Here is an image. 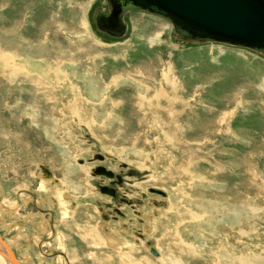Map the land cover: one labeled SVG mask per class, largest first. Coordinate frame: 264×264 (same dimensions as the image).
I'll use <instances>...</instances> for the list:
<instances>
[{
  "label": "rangeland",
  "instance_id": "obj_1",
  "mask_svg": "<svg viewBox=\"0 0 264 264\" xmlns=\"http://www.w3.org/2000/svg\"><path fill=\"white\" fill-rule=\"evenodd\" d=\"M101 14L0 0L1 237L24 264H264V55Z\"/></svg>",
  "mask_w": 264,
  "mask_h": 264
},
{
  "label": "water",
  "instance_id": "obj_2",
  "mask_svg": "<svg viewBox=\"0 0 264 264\" xmlns=\"http://www.w3.org/2000/svg\"><path fill=\"white\" fill-rule=\"evenodd\" d=\"M106 1L110 14L99 15L96 25L114 37L123 36L126 32L124 17L127 13L141 11L169 20L181 41L223 43L251 49L264 55V0ZM40 170L46 179L52 178L53 173L47 167L41 165ZM95 174L108 178L115 177L113 172L104 167L96 168ZM100 191L115 196V192L107 190V187H100ZM149 192L166 197V193L158 188H151ZM0 246L9 254L13 264H19L1 236ZM150 252L158 256L155 247H150Z\"/></svg>",
  "mask_w": 264,
  "mask_h": 264
},
{
  "label": "bare ground",
  "instance_id": "obj_3",
  "mask_svg": "<svg viewBox=\"0 0 264 264\" xmlns=\"http://www.w3.org/2000/svg\"><path fill=\"white\" fill-rule=\"evenodd\" d=\"M131 13V12H130ZM154 16V15H153ZM156 17H159V16H156ZM160 18H162V17H160ZM162 19H164V18H162ZM166 20V19H165ZM167 21H169V20H167ZM170 22V21H169ZM171 23V22H170ZM172 24V23H171ZM125 25H126V23H125ZM173 25V24H172ZM126 27H127V25H126ZM174 28V27H173ZM103 32H105V31H103ZM107 33V32H106ZM126 33H127V28H126ZM175 33V32H174ZM112 36V35H111ZM112 37H114V36H112ZM175 38L177 39V41L178 42H180V43H190V44H196V43H193V42H185V41H181V40H179V37L175 34ZM210 44L211 43H214V44H221V45H226V44H223V43H215V42H209ZM202 44H207V43H202ZM228 46H230V45H228ZM232 47H236V46H232ZM237 48H241V47H237ZM244 49H246V48H244ZM251 50V49H250ZM166 96V95H165ZM172 106V105H171ZM177 115H179V114H177ZM179 118V117H178ZM53 177V176H52ZM45 178V177H44ZM46 179V178H45ZM58 192V191H57ZM59 193V192H58ZM60 199V198H59ZM188 215V214H187ZM187 215H185V216H187ZM1 236V235H0ZM107 237V236H106ZM2 238V237H1ZM111 238H112V236H111ZM116 240V239H115ZM4 241V240H3ZM106 241H108V240H106ZM5 242V241H4ZM124 243V241L122 240V239H120L119 241H118V245L120 244H123ZM9 247V246H8ZM10 248V247H9ZM12 251V250H11ZM13 252V251H12ZM158 252V251H157ZM13 254H15V253H13ZM0 256L6 261V262H9L10 264H13L12 263V261H11V258H10V256H9V254L0 246ZM158 256H159V253H158ZM157 256V257H158ZM16 257V256H15ZM17 259V258H16ZM17 261L19 262V260L17 259ZM19 264H20V262H19Z\"/></svg>",
  "mask_w": 264,
  "mask_h": 264
},
{
  "label": "flooded vegetation",
  "instance_id": "obj_4",
  "mask_svg": "<svg viewBox=\"0 0 264 264\" xmlns=\"http://www.w3.org/2000/svg\"><path fill=\"white\" fill-rule=\"evenodd\" d=\"M106 177V176H105ZM120 176H118V182L117 183H120L121 182V177L119 178ZM55 182V181H54ZM58 182V181H57ZM56 182V183H57ZM113 185H115L116 184V182L114 183H112ZM107 190H109V191H114L115 192V196L114 197H116V190L115 189H113V188H108L107 187ZM124 201V203H126V204H128V205H131L132 204V202L130 201V200H123ZM128 202V203H127ZM107 220H108V217L106 218ZM3 239V238H2ZM4 240V239H3ZM141 240H142V238H141ZM6 243V242H5ZM9 247H10V249L12 250V247L8 244V243H6ZM13 251V250H12ZM13 253H14V251H13ZM15 255V254H14ZM59 258H61V257H59ZM1 262V264H3V262L2 261H0ZM20 262V261H19ZM22 264V263H21ZM24 264V263H23Z\"/></svg>",
  "mask_w": 264,
  "mask_h": 264
},
{
  "label": "crops",
  "instance_id": "obj_5",
  "mask_svg": "<svg viewBox=\"0 0 264 264\" xmlns=\"http://www.w3.org/2000/svg\"><path fill=\"white\" fill-rule=\"evenodd\" d=\"M40 245V248H41V244H39ZM45 256H52L51 254H46L45 253ZM61 259H62V257H61ZM0 260L3 262L4 261V259H2V257L0 256ZM60 260V259H59ZM64 260V259H63ZM22 262H20V264H21ZM3 264H6L5 262H3ZM23 264V263H22Z\"/></svg>",
  "mask_w": 264,
  "mask_h": 264
}]
</instances>
